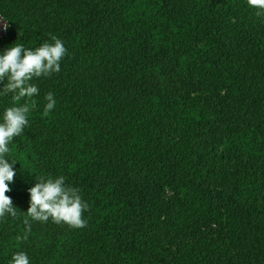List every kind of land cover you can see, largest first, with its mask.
Segmentation results:
<instances>
[{"label": "trees", "instance_id": "1", "mask_svg": "<svg viewBox=\"0 0 264 264\" xmlns=\"http://www.w3.org/2000/svg\"><path fill=\"white\" fill-rule=\"evenodd\" d=\"M256 11L246 0H0V54L52 36L67 50L59 73L31 81L39 94L9 144L17 215L0 218V264L18 252L30 264H264ZM11 106L0 95V122ZM61 176L88 205L84 228L27 216L36 178Z\"/></svg>", "mask_w": 264, "mask_h": 264}, {"label": "clouds", "instance_id": "2", "mask_svg": "<svg viewBox=\"0 0 264 264\" xmlns=\"http://www.w3.org/2000/svg\"><path fill=\"white\" fill-rule=\"evenodd\" d=\"M247 6L256 9L257 16H264V0H246ZM8 26H4L7 30ZM53 43L45 42L35 50L25 49L15 44L0 54V82L7 81L0 95H12L13 105L5 109L0 122V218L6 214L15 217L16 209L12 199L6 195L11 191L9 184L14 181L15 163H9L5 157L9 154V144L20 136L28 124L27 114L30 101L39 94L38 87L31 83L34 78L48 77L60 72V62L66 54L63 42L52 36ZM47 103L44 116L55 107V99L50 92L45 97ZM24 101L23 105L20 104ZM37 183L29 189L30 207L27 216L33 221L47 222L49 219L56 224H66L70 228L79 229L86 226L83 213L88 209L79 195V190L65 185V178H36ZM29 225V220H24ZM26 238V237H25ZM10 264H30L26 253L13 255Z\"/></svg>", "mask_w": 264, "mask_h": 264}, {"label": "rangeland", "instance_id": "3", "mask_svg": "<svg viewBox=\"0 0 264 264\" xmlns=\"http://www.w3.org/2000/svg\"><path fill=\"white\" fill-rule=\"evenodd\" d=\"M4 26H7V23L0 17V36L6 37L7 36V30H4Z\"/></svg>", "mask_w": 264, "mask_h": 264}]
</instances>
